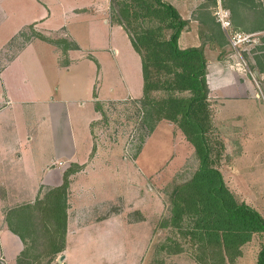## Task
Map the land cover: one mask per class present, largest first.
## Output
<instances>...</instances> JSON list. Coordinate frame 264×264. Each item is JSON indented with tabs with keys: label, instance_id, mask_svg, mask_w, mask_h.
I'll return each mask as SVG.
<instances>
[{
	"label": "rangeland",
	"instance_id": "374dc122",
	"mask_svg": "<svg viewBox=\"0 0 264 264\" xmlns=\"http://www.w3.org/2000/svg\"><path fill=\"white\" fill-rule=\"evenodd\" d=\"M163 1L172 4L187 21L193 4L208 2ZM220 1L223 5L224 0ZM240 1L231 0L233 4H240ZM82 7H88L89 13L72 12ZM106 8L104 0H0V68L8 65L18 77L29 73V79L23 75L15 84L21 92L29 93L33 84L41 87L45 84L53 90L56 98L64 100L63 108L68 111L66 116H62L65 119L63 126L67 133L71 131L75 136L79 148L83 147L85 133L88 137V121L96 117L94 99L102 102L105 119L100 120L95 133L102 157L115 165L111 171L102 170L95 175L84 176L82 186H93L91 195L120 199L121 204L116 203L114 210L122 211L126 216L114 215L113 222L105 226L87 224L88 227L82 230V239H92L94 231L99 229L101 232L97 234L103 235L105 244L93 246L86 242L82 250L75 251L76 257H101L111 260L112 264H193L187 253L157 257L155 248L168 235L167 231L159 228V223L169 216L170 194L176 186L191 178L198 167L197 158L172 123L162 121L150 132L142 123L135 99L125 98L127 95H141L140 61L122 28L115 26L109 30L105 25L104 19L115 23L110 7ZM214 10L212 7L210 17L216 23ZM41 19L40 31L52 36L66 35L75 42L77 48L72 53L73 57L78 59L90 54L95 61L86 57L61 68L56 61L54 46L37 38L23 57L12 60L32 36L30 29L21 35L20 30L26 24ZM199 28L201 43L210 44L206 35L217 34V28L209 25ZM185 30L187 27L179 39L180 48L196 44L195 35ZM169 33L165 32L167 36ZM224 41L227 45L206 55L211 62L207 83L214 125L212 134L225 146L218 167L235 197L256 209L264 218V79L261 81L254 73L250 57L254 45L240 50L242 61L231 50L227 39ZM210 45V51L216 49ZM131 53L134 59H131ZM10 75L8 72L4 78L8 79ZM94 86L96 97L93 99ZM64 90L65 94L61 96ZM122 98L125 99L119 100ZM19 103L20 106H12L10 110L23 140L28 138L26 132L35 128L38 103L35 99L20 100ZM47 124L49 126V121ZM40 127L45 129L43 125ZM67 138L69 141L73 139L69 134ZM43 146L47 152L49 145ZM48 155L45 154L43 159ZM78 157L82 160V151H78ZM34 222L36 234L32 235L26 262L47 264L48 258H39L46 241L44 229L38 219ZM104 228L110 229L106 230L107 234L102 232ZM263 243L264 238L254 236L253 241L243 246L242 256L236 264H255L258 249ZM61 255H57L52 263L59 264Z\"/></svg>",
	"mask_w": 264,
	"mask_h": 264
},
{
	"label": "trees",
	"instance_id": "16d2710c",
	"mask_svg": "<svg viewBox=\"0 0 264 264\" xmlns=\"http://www.w3.org/2000/svg\"><path fill=\"white\" fill-rule=\"evenodd\" d=\"M215 6L216 0H208L202 8L210 17ZM109 7L113 20L126 32L140 58L142 97L134 104L141 113L142 123L150 132L161 121L172 123L191 145L198 161L191 178L170 194L169 216L159 223V228L168 235L156 244L155 254L170 257L187 253L195 264H236L243 246L253 241L254 236L264 238V218L235 197L218 167L225 146L212 134L205 44L179 47V37L188 21L169 2L110 0ZM210 18L209 26L216 27ZM218 29L217 34L207 35V41L223 46L225 39ZM40 38L61 45L64 51L71 48L66 40ZM95 109L104 120L99 102H95ZM69 174L71 171L65 174L60 187L48 191L35 205L36 219L43 226L46 240L39 258H48L47 264H57L52 260L65 247ZM6 220L9 230L25 244L16 264H28L30 241L36 234L33 219L22 216L14 221L10 217ZM255 264H264V243L258 249Z\"/></svg>",
	"mask_w": 264,
	"mask_h": 264
},
{
	"label": "crops",
	"instance_id": "0c3cea01",
	"mask_svg": "<svg viewBox=\"0 0 264 264\" xmlns=\"http://www.w3.org/2000/svg\"><path fill=\"white\" fill-rule=\"evenodd\" d=\"M104 2L108 8L109 1L104 0ZM240 2V4H233L231 0H224V8L229 11L231 24L235 30L257 34L256 44L253 46V51L250 57L254 66V73L258 75L262 81L264 79V0H241ZM202 6L203 5H200V3L193 4V8L191 9L192 13L190 14V11V15H188L190 29L188 30L187 26V30H185V32L193 33L195 35L194 39L196 43L189 47H198L201 45L199 27L201 25L204 27L208 26V20L211 19L205 14V9H203ZM232 10H234V12H232ZM72 12L77 14H86V12L89 13V8H75ZM180 15L184 18L181 13ZM104 20L105 25L109 27V30L113 29L115 26H119L115 23H109L107 19ZM42 21V19L39 21H33L26 24L20 30L19 34L21 35L23 32L30 29L32 36L30 40L25 42L21 49L16 52L12 60L23 57L29 48L32 47L33 41L37 38L42 42L54 46L56 61L61 68H67L69 65L74 64L80 59H86V57L95 61L94 57L90 54L78 59L73 57L72 53L77 48L75 42L66 35L52 36L40 31L38 26L42 23ZM215 26L218 27V25ZM119 27L122 28L121 26ZM218 30L226 40L227 38L222 29ZM40 37H45L53 41L66 40L70 43L71 48L64 51L61 45L53 44ZM206 39H208V37H206ZM129 43L131 45L130 40ZM210 44L214 45L216 49L210 51L212 49ZM210 44L205 45L204 47L205 56H208L210 52L215 53L219 47L222 48L224 45H227L226 41L223 46L217 45L215 42H210ZM131 59H134V55H132V53ZM8 63L9 62H7V64ZM210 63L211 62L207 59V70ZM217 66L220 67L218 64ZM0 70V263L16 264L17 259H19L21 253L25 249V244L19 236L9 230L6 219L10 217L14 221L15 218L18 219L22 216H30L31 219H33V225H35L34 219H36L38 215V211L36 210L37 206H35L36 203L41 201L48 191L60 187L63 184L65 174L68 171H71V174L68 176L69 184L65 198L67 206V220L65 247L62 252V263L112 264L113 262L106 258H94V256H86L85 258H82L76 257L75 255V251L78 249L82 250L83 244L85 245L86 242L93 244V246H96V244L100 246L105 244L103 235L97 234L101 232L99 229L94 231L95 236H93L92 239H82V230L85 227H88L87 224L100 223L102 226H105L110 224V222H113V218L115 217L114 215L122 214L123 216H126V214L122 211L116 212L114 210L116 203L121 204L119 201L120 199L100 198L97 195H91L94 193L93 186H82V178H84V176L95 175L97 172L102 170L111 171L112 165H115L106 161V159L102 157V152L99 147L100 145L97 141L98 138L95 133L101 120L100 113L95 109V102H98L94 99L96 97V87L94 86L93 89L96 117L88 121V137L85 133V145L83 143V147L79 148L77 146L75 136L71 133V131L67 133L66 127L63 126L65 124V119H62V116H66L68 111L65 107L63 108L62 103H64V100L56 98L49 85L44 84L45 87H41L38 86V84H33L30 88V92L26 94L23 93V91L21 92L15 84L21 76L23 77V75H26V78L29 79V73H22L19 77L15 76V73L10 71L8 65L2 66ZM8 72L12 74L8 78L10 80L4 78V75ZM64 94L65 90L61 96H64ZM141 97L142 91L140 97L127 95L125 98L138 100ZM125 98L119 100H123ZM25 99L37 100L38 105L35 109V113H38V115L35 117L36 121L34 130L31 132L27 131L26 135L28 138L22 140L19 125L17 124V121L10 109L12 106H20L19 101ZM40 112L42 113L39 114ZM45 115H47V117H45ZM27 120H30L28 116ZM47 121H49L50 128H48L49 126ZM40 125H43L45 129L42 130ZM67 134L71 135L73 139L69 141ZM86 142H89V146L85 148ZM185 142L189 144L186 140ZM44 144L49 145L47 152H45L46 147L43 146ZM78 151H82L83 153L82 160L78 157ZM45 154L49 155L43 159ZM113 175L114 174H112V176ZM121 175L122 174H118L117 176ZM77 186L81 189L79 190ZM87 193H89V197L86 198ZM88 203L90 204L88 205ZM119 207L121 208V206H118V208ZM106 230L110 229L104 228L102 232L107 234ZM109 233L110 232L108 231V234Z\"/></svg>",
	"mask_w": 264,
	"mask_h": 264
},
{
	"label": "built area",
	"instance_id": "2783aa9c",
	"mask_svg": "<svg viewBox=\"0 0 264 264\" xmlns=\"http://www.w3.org/2000/svg\"><path fill=\"white\" fill-rule=\"evenodd\" d=\"M214 18L216 23L220 26L222 31L224 32L229 47L236 55L242 60V56H240V50L245 49L248 46H253L256 44V36L254 33H245L239 30H235L232 27L230 20V13L228 10L224 8L220 0H217L215 10H214ZM245 65V63H244Z\"/></svg>",
	"mask_w": 264,
	"mask_h": 264
},
{
	"label": "water",
	"instance_id": "95a60500",
	"mask_svg": "<svg viewBox=\"0 0 264 264\" xmlns=\"http://www.w3.org/2000/svg\"><path fill=\"white\" fill-rule=\"evenodd\" d=\"M62 260H63V255H61V256L59 257V259H58V263L60 264V263L62 262Z\"/></svg>",
	"mask_w": 264,
	"mask_h": 264
}]
</instances>
